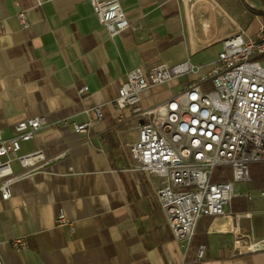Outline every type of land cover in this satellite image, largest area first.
<instances>
[{
    "label": "crops",
    "instance_id": "obj_1",
    "mask_svg": "<svg viewBox=\"0 0 264 264\" xmlns=\"http://www.w3.org/2000/svg\"><path fill=\"white\" fill-rule=\"evenodd\" d=\"M130 26L114 36L98 22L90 0H0V130L45 117L47 124L21 143L39 150L42 166L14 181L0 197V264H181L205 245L201 264H264V196L251 180L236 183L222 215L201 216L188 250L168 228L156 196L157 178L131 168L125 143L137 138V119L112 106L126 73L157 63L213 61L221 41L264 26L259 0H118ZM25 13L22 26L17 13ZM183 78L145 91L150 106ZM86 86L87 90L79 92ZM176 91V90H175ZM174 91V92H175ZM103 117L86 132L67 123ZM19 171L17 161L12 162ZM244 185V188L242 185ZM247 184V185H246ZM62 211L73 230L55 224ZM26 238L27 247L9 241ZM249 239V240H248Z\"/></svg>",
    "mask_w": 264,
    "mask_h": 264
},
{
    "label": "built area",
    "instance_id": "obj_2",
    "mask_svg": "<svg viewBox=\"0 0 264 264\" xmlns=\"http://www.w3.org/2000/svg\"><path fill=\"white\" fill-rule=\"evenodd\" d=\"M98 22L110 36L130 26L118 0H90ZM17 17L27 25L25 13ZM184 79L182 87L150 106L143 94L153 86ZM86 86L79 88L83 93ZM117 110L128 109L138 121L137 138L125 143L131 168L156 176V196L166 224L175 240L189 249L201 216L222 215L234 197L252 199V193L236 192V183L251 180L249 165L264 162L256 148L264 147V26L249 34L245 30L225 37L216 58L206 65L189 60L174 65L157 63L130 69L112 102ZM86 120L71 121L74 131H88L103 117L102 106L86 110ZM141 121V122H140ZM47 124L45 117L18 120L12 135L0 130V197L8 199L10 185L39 169L45 160L39 150L19 154L21 143L32 139ZM17 161L20 170L13 171ZM223 168L212 174L215 169ZM264 196V187L256 190ZM55 224L73 230L62 211ZM249 240V239H248ZM21 251L26 238L9 241ZM252 250L264 248V241L249 242ZM205 245H197L194 255L181 264H201Z\"/></svg>",
    "mask_w": 264,
    "mask_h": 264
},
{
    "label": "trees",
    "instance_id": "obj_3",
    "mask_svg": "<svg viewBox=\"0 0 264 264\" xmlns=\"http://www.w3.org/2000/svg\"><path fill=\"white\" fill-rule=\"evenodd\" d=\"M259 1L261 2V4H264V0H259ZM256 12H258L259 14L264 16V10H258ZM148 90H150V89H148ZM249 174L251 177V181L255 185H259L261 183V181L264 180V162L251 163L249 165Z\"/></svg>",
    "mask_w": 264,
    "mask_h": 264
},
{
    "label": "rangeland",
    "instance_id": "obj_4",
    "mask_svg": "<svg viewBox=\"0 0 264 264\" xmlns=\"http://www.w3.org/2000/svg\"><path fill=\"white\" fill-rule=\"evenodd\" d=\"M178 87H180V85H177V87L172 88L171 91L174 92L175 90H177ZM223 168H225V170L228 171V168H226V167H220L219 169H215L214 172H213V174H212V179H215V178H216V177H215V173H217L218 171L222 170ZM235 185H236V184H235ZM241 185H242V184H241ZM246 185H247V184H246ZM242 186H243V188H244V185H242ZM234 188H235V187H234Z\"/></svg>",
    "mask_w": 264,
    "mask_h": 264
},
{
    "label": "bare ground",
    "instance_id": "obj_5",
    "mask_svg": "<svg viewBox=\"0 0 264 264\" xmlns=\"http://www.w3.org/2000/svg\"><path fill=\"white\" fill-rule=\"evenodd\" d=\"M256 156L258 157V159H264V147L256 148Z\"/></svg>",
    "mask_w": 264,
    "mask_h": 264
},
{
    "label": "water",
    "instance_id": "obj_6",
    "mask_svg": "<svg viewBox=\"0 0 264 264\" xmlns=\"http://www.w3.org/2000/svg\"><path fill=\"white\" fill-rule=\"evenodd\" d=\"M141 122V121H140Z\"/></svg>",
    "mask_w": 264,
    "mask_h": 264
}]
</instances>
